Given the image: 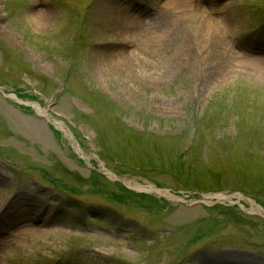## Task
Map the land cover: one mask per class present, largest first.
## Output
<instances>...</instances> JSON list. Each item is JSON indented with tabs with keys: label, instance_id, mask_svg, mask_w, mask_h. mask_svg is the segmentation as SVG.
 Returning a JSON list of instances; mask_svg holds the SVG:
<instances>
[{
	"label": "rangeland",
	"instance_id": "rangeland-1",
	"mask_svg": "<svg viewBox=\"0 0 264 264\" xmlns=\"http://www.w3.org/2000/svg\"><path fill=\"white\" fill-rule=\"evenodd\" d=\"M258 8L0 0V264H264Z\"/></svg>",
	"mask_w": 264,
	"mask_h": 264
},
{
	"label": "trees",
	"instance_id": "trees-1",
	"mask_svg": "<svg viewBox=\"0 0 264 264\" xmlns=\"http://www.w3.org/2000/svg\"><path fill=\"white\" fill-rule=\"evenodd\" d=\"M258 10H259V13L261 14V16H263V15H264V11H262L260 8H258ZM255 22L259 23L260 20L258 19V20H256ZM262 22H263V21H262ZM262 22H260V23H262ZM42 176H43V175H42ZM43 178H47V179H48L49 177H48V175L44 174ZM45 180H46V179H45ZM55 182H56V181H55ZM57 184H59V183H57ZM71 194H72V195H73V194L78 195L79 192H78L77 189H73V190L71 191Z\"/></svg>",
	"mask_w": 264,
	"mask_h": 264
},
{
	"label": "bare ground",
	"instance_id": "bare-ground-1",
	"mask_svg": "<svg viewBox=\"0 0 264 264\" xmlns=\"http://www.w3.org/2000/svg\"><path fill=\"white\" fill-rule=\"evenodd\" d=\"M218 198H220V197H218Z\"/></svg>",
	"mask_w": 264,
	"mask_h": 264
}]
</instances>
